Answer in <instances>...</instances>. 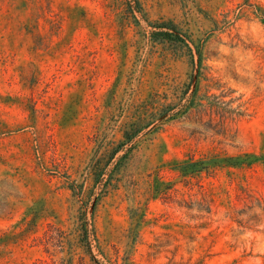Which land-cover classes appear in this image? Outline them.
<instances>
[{
  "label": "rangeland",
  "instance_id": "obj_1",
  "mask_svg": "<svg viewBox=\"0 0 264 264\" xmlns=\"http://www.w3.org/2000/svg\"><path fill=\"white\" fill-rule=\"evenodd\" d=\"M0 264H264V0H0Z\"/></svg>",
  "mask_w": 264,
  "mask_h": 264
},
{
  "label": "trees",
  "instance_id": "obj_2",
  "mask_svg": "<svg viewBox=\"0 0 264 264\" xmlns=\"http://www.w3.org/2000/svg\"><path fill=\"white\" fill-rule=\"evenodd\" d=\"M176 116V115H174ZM141 124L138 122H134L131 126L130 129L125 130L124 132V138H125V142L123 144L122 147H119L114 153H112L111 155V159L110 160H114L116 159L118 153L120 151H126L125 154H123L121 157L118 158L117 162H119L120 160H122L123 158H125L127 156V153L130 152L134 147H135V141L137 139V137L140 134L141 131ZM126 145H129V148L126 149ZM96 168L97 171L103 172L104 168H105V164H102L101 161L97 160L96 163ZM219 166L218 162H214V161H196L193 158L191 159V162H183V163H179L176 167V170L180 173V176H202L204 172L211 174L213 172H215V170L217 169V167ZM167 188L162 189H158L157 190V194L160 196H164L166 195L165 192ZM200 209H204L202 208V206L200 207ZM206 211L208 213H210L211 209L206 208ZM88 228H85V232H88L87 230Z\"/></svg>",
  "mask_w": 264,
  "mask_h": 264
}]
</instances>
